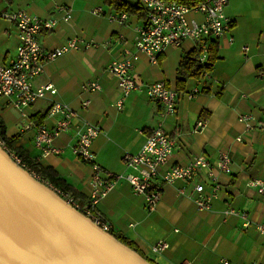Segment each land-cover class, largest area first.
Here are the masks:
<instances>
[{
  "label": "crops",
  "instance_id": "crops-1",
  "mask_svg": "<svg viewBox=\"0 0 264 264\" xmlns=\"http://www.w3.org/2000/svg\"><path fill=\"white\" fill-rule=\"evenodd\" d=\"M60 5L70 9V19L56 11ZM96 8L100 12L93 14ZM18 10L55 20L52 29L41 31L37 37L42 50L58 48L73 38L90 43V47L44 63L33 86L51 84L52 89L25 108L24 116L10 99L0 97L5 135H19L13 145L36 157L43 167L52 168L84 202L90 192L91 167L73 153L75 124L53 140L59 153L41 156L34 146L37 126L33 118L44 116L40 125L52 128L57 117L48 116L47 111L53 102L67 105L86 123L100 129L91 150L96 162L111 173L133 172L124 165L123 155L136 154L158 125L175 141L161 172L185 166L194 157H204L214 165L218 155L225 152L231 159V171L225 174L213 170L220 188L209 210H198L193 200L194 183H202L206 192L210 190L206 173L204 179L172 184L156 177L153 185L159 191V200L151 212L146 210L143 196L135 194L123 180L115 183L96 208L109 222L112 233L124 236L154 264H217L221 257L242 264L264 261V235L256 229L264 220V197L247 185L251 178L264 177V0H228L224 14L230 21L229 30L205 39L206 59L210 43H217L213 70L186 81L172 114H164L163 106L148 98L144 88L123 97L106 66L134 54L132 76L137 83L143 87L163 81L175 89L176 68L182 56L195 47L193 42L167 47L156 64H151L136 48L138 29L145 21L135 15L114 21L110 17L118 13L103 0H0V64L4 66L14 61L19 40L14 23L3 14ZM192 17L202 19L200 15ZM244 46L247 50H242ZM87 81L97 82L100 90L83 92L80 85ZM194 89L197 92L190 94ZM120 99L122 104L117 106ZM84 100H89L86 108L81 106ZM246 113L255 117L249 131L238 120ZM10 117L19 123L16 130L9 129ZM199 121L203 126L194 130ZM229 209L246 214L247 221L225 215ZM160 240L166 241L168 248L160 254L152 253L151 245Z\"/></svg>",
  "mask_w": 264,
  "mask_h": 264
},
{
  "label": "built area",
  "instance_id": "built-area-1",
  "mask_svg": "<svg viewBox=\"0 0 264 264\" xmlns=\"http://www.w3.org/2000/svg\"><path fill=\"white\" fill-rule=\"evenodd\" d=\"M227 2L228 0H204L195 5L186 6L169 0H139V3L147 11V17L145 23L138 29L137 51L144 53L151 64H156L158 55L163 53L167 47L178 48L184 41H191L195 45L202 44L199 61L204 63L207 55L205 39L207 41L208 37H219L230 28V21L224 14ZM56 9V11L63 13L65 19L71 18L70 9L67 6L60 5ZM91 12L97 14L100 12V8L93 9ZM192 15H200L201 21L193 18ZM3 17L14 23L19 43L12 64L8 66L0 64V97L10 99L12 106L24 116L25 108L42 99L46 91L52 89L51 84L33 86L34 79L43 71L44 63L67 52L89 48L90 43L73 38L58 48L44 51L37 37L41 31L50 30L54 27V19L44 20L23 10L5 13ZM126 17L125 13H118L110 18L122 22ZM242 50H247V47H242ZM135 58L134 54H127L122 59L113 60L106 66V71L115 77L121 95L125 97L134 90L144 88L148 98L158 101L163 106L164 114L174 113L179 94L163 81L152 82L143 87L137 83L132 76ZM206 75V72L203 73V76ZM80 88L87 93L100 90L99 84L95 81L84 82ZM196 92L197 90L194 89L190 94ZM116 104L121 106L122 99ZM88 105L89 100H84L81 103L82 108H86ZM47 115L56 116L57 119L52 128H47L44 125L36 127L34 146L41 156L59 153L61 150L53 145V140L75 124L77 139L73 153L77 159L90 164L91 167L90 192L87 204L82 205L71 193L57 189L42 181L38 175L29 172L21 163V159L4 142L1 135L0 147L16 164L28 171L35 179L48 185L66 203L106 232H111V226L96 206L119 180L125 181L135 194L143 196L146 210L151 212L159 200V191L153 185V180L156 177H159L166 184H172L176 181L191 182L196 178L204 179V173H206L207 179L211 180L210 190L206 192L202 183H194L195 197L193 200L198 210H209L211 200L217 196L220 188L213 170L217 169L225 174H229L231 171L229 155L221 152L214 165L204 157H194L185 166L176 165L161 172L160 168L168 162L175 141L158 125L151 130L136 154L126 153L123 155L124 165L133 172L111 173L104 170L96 162L95 155L91 150L92 141L100 132L97 126L86 123L77 112L60 102H53L47 111ZM238 120L244 125L246 131L254 127L255 117L250 113L241 115ZM202 126L203 122L199 121L194 130ZM29 127L30 125L27 126V128ZM247 185L264 197V177L251 178L247 181ZM224 214L238 216L245 221L248 219L246 214L236 212L233 209L226 210ZM256 229L259 234L264 235V220L257 224ZM167 248L168 243L160 240L151 245L150 251L154 254H160ZM217 264L242 263H233L227 258L221 257ZM243 264H264V261Z\"/></svg>",
  "mask_w": 264,
  "mask_h": 264
},
{
  "label": "water",
  "instance_id": "water-1",
  "mask_svg": "<svg viewBox=\"0 0 264 264\" xmlns=\"http://www.w3.org/2000/svg\"><path fill=\"white\" fill-rule=\"evenodd\" d=\"M0 264H152L0 147Z\"/></svg>",
  "mask_w": 264,
  "mask_h": 264
},
{
  "label": "trees",
  "instance_id": "trees-1",
  "mask_svg": "<svg viewBox=\"0 0 264 264\" xmlns=\"http://www.w3.org/2000/svg\"><path fill=\"white\" fill-rule=\"evenodd\" d=\"M175 1L179 4L186 6L195 5L204 0H169ZM103 3L109 6L117 13H125L126 15H135L141 20H146L147 11L143 6L137 2L135 4L129 3L127 0H103ZM202 44H197L189 52L185 53L178 66L176 68V86L175 90L178 94H181L185 90L186 81L188 79H198L203 73H211L214 64L218 58L217 55V43L213 41L209 45L208 57L204 63H200L199 55L201 52ZM44 116H36L33 118L35 126H40L41 121ZM0 135L4 142L12 149V151L21 159V163L24 167L31 173L38 175L42 181L47 182L53 187L60 189L62 191H67L71 193L76 200H78L82 205L87 204L75 190H73L65 181L58 176V174L50 167H43L36 157H31L26 151L21 147H15L13 144L18 140L19 135H13L7 137L5 135V128L2 119L0 118ZM113 237L129 247L134 252L140 254L138 250L133 246V244L128 241L124 236L110 232ZM141 255V254H140ZM142 256V255H141ZM148 260V259H147ZM150 261V260H148ZM150 263L154 264L152 261Z\"/></svg>",
  "mask_w": 264,
  "mask_h": 264
},
{
  "label": "rangeland",
  "instance_id": "rangeland-1",
  "mask_svg": "<svg viewBox=\"0 0 264 264\" xmlns=\"http://www.w3.org/2000/svg\"><path fill=\"white\" fill-rule=\"evenodd\" d=\"M10 118H11V117H10ZM17 124H19L18 121H17ZM17 124H16V122H14V121L12 120V118H11V123L9 124V129H10V130H16ZM44 182H45V181H44Z\"/></svg>",
  "mask_w": 264,
  "mask_h": 264
}]
</instances>
